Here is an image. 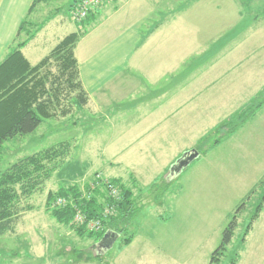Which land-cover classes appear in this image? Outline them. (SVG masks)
<instances>
[{"label":"rangeland","instance_id":"1","mask_svg":"<svg viewBox=\"0 0 264 264\" xmlns=\"http://www.w3.org/2000/svg\"><path fill=\"white\" fill-rule=\"evenodd\" d=\"M47 2L38 8L42 16L29 17L18 41L45 33V46L27 49L33 62L73 31L85 32L79 53L89 54L143 16V40L151 43L131 60L132 71L114 79L117 91L104 105L90 96L81 105L70 89L68 115L45 118L33 132L5 141L0 171L60 142L71 148L42 189L21 197L13 227L0 234V264H211L242 203L232 240L212 264H264V206L246 233L264 194V103L235 131L221 126L264 88V0H109L100 14L82 21L74 18L73 0ZM59 16L65 24L56 32ZM182 58L180 72L170 75L179 73L182 90L172 88L168 75L147 82L157 67ZM78 70L81 79L79 63ZM161 87L169 93L166 101L180 92V110L160 130L154 124L169 116L149 110L161 100ZM140 97L146 101L138 105ZM190 150L197 155L176 172ZM98 174L120 178L135 201L128 228L108 247L59 222L47 204L49 191L70 184L83 189Z\"/></svg>","mask_w":264,"mask_h":264},{"label":"trees","instance_id":"2","mask_svg":"<svg viewBox=\"0 0 264 264\" xmlns=\"http://www.w3.org/2000/svg\"><path fill=\"white\" fill-rule=\"evenodd\" d=\"M47 1L34 0L31 11L37 4ZM92 12L89 13L90 16ZM27 23L26 18L21 24V30ZM83 35H85L83 31L66 34L36 64H32L22 52L21 48L28 42L23 40L18 42L16 47L0 62V159L4 143L8 139L33 132L45 118L68 115L72 111L70 89L78 91L74 101L81 105L88 102L89 95L79 78L78 59L75 53L77 43ZM54 65L57 67L55 72L51 69ZM263 103L264 88L250 105L226 119L221 126L227 127V133L235 131L255 114ZM206 141L208 137L201 144ZM219 141L218 137L214 143L217 144ZM70 148V143L60 142L44 150L23 156L0 171V234L13 227V221L21 211L19 206L21 197L42 189L45 182L58 169L60 162L67 157ZM111 181L120 188L119 200L108 198L103 201L102 197H106L107 190L98 184L93 188L86 183L83 189L78 184H70L61 186L57 191H49L47 204L52 215L59 222L72 227L80 235L96 239H102L109 230L117 234L125 232L135 201L132 199L131 191L124 187L120 178H113ZM83 190L90 194L89 198L84 197ZM58 197L72 198L76 205L51 206ZM112 201H115L117 207L116 214L102 219V229L90 230L88 222L101 218L104 204L112 203ZM244 205L242 203L238 207L236 214L225 227L222 242L211 255V264L220 260L227 245L231 242L238 223L237 213ZM263 206L264 194L254 209L246 233L252 227L253 222L259 218ZM78 211L85 215V222H77ZM131 240L132 237H128L125 243L128 244Z\"/></svg>","mask_w":264,"mask_h":264},{"label":"crops","instance_id":"3","mask_svg":"<svg viewBox=\"0 0 264 264\" xmlns=\"http://www.w3.org/2000/svg\"><path fill=\"white\" fill-rule=\"evenodd\" d=\"M78 1L79 0H73L72 4H75ZM33 2L34 0H0V62L18 44L19 37L23 34L24 27L22 28V30L20 28L22 22L26 18H33V15L38 12L39 15L42 16V9L38 11V8L40 6H43L42 4L46 5V3H48L41 2L37 4L31 11ZM107 2H109V0ZM105 5L100 8H104ZM96 9L91 13L92 17H95L96 14H100L98 10L99 8ZM105 10H107V8H105ZM118 10L119 8L115 9L113 12H117ZM145 19L146 18L143 16L137 21H131L130 23H128L127 27L123 31H121V35L117 37V40H115V42L109 41L97 47L95 51L91 49L90 53L86 55L79 53L81 47L80 45L86 35H83L78 41L75 48V53L79 63L81 81L88 95L92 98L91 100L95 102L96 105H104L110 98H114L112 92L117 91V87L112 85L114 79L121 73L129 72L133 67L131 60L137 54H139L140 51L145 49L148 43H151V38L148 37L146 40H143L144 35H142L141 33V26ZM57 21L59 23H57L56 25V32L64 26L65 18L59 16V19ZM160 26L162 27V24L156 27L151 34L153 35L155 32H158L160 30ZM96 28L97 27H95L94 29ZM41 34L42 33L39 32L38 35L40 36L37 35V37L28 41L21 48L26 57L27 49L29 53H33V50L36 47L46 45V38L44 36H41ZM64 36L65 35L60 37L58 41ZM56 39L57 37L55 38V41ZM56 43H54L53 47L56 45ZM53 47H48V53ZM27 58L32 64H36L43 57L38 52L35 62L31 61L29 57ZM184 60L185 59L182 58L174 63H172L171 60L167 61L164 66H161V68L157 67V71H154V76L149 77V80L147 82L149 84H157L161 82L167 75L170 76L178 69H180V67L184 63ZM190 66H192V63ZM177 72H180V70ZM178 75L179 73H175L173 76H170V79L174 83V86H172V88L177 86L178 90L179 88L180 90H182V79ZM158 90L159 94H162L161 100H159L157 104L154 105L153 109L149 110V113L152 112L150 115H155L156 113L161 112L162 114L169 116V118H166L165 120H163L162 118L159 119L158 123L154 124V127L156 129L159 128L161 130V127L166 123L165 121L167 119L174 120L175 115L179 112L180 106L176 107V95L180 92L173 91L171 100L166 101L163 97L168 93L167 90H165L164 87H161ZM159 94L157 95L158 97ZM155 98L157 97H154L153 99ZM153 99L151 98V100ZM138 101L139 102L136 103L139 105L143 104L146 100L140 97Z\"/></svg>","mask_w":264,"mask_h":264},{"label":"built area","instance_id":"4","mask_svg":"<svg viewBox=\"0 0 264 264\" xmlns=\"http://www.w3.org/2000/svg\"><path fill=\"white\" fill-rule=\"evenodd\" d=\"M108 0H79L77 3L74 5V10H73V15L74 18L77 21H82L87 16L91 11H94L96 8L100 7L102 4L107 2ZM97 181V182H94ZM93 188L97 187L98 185H102L106 188L107 193L106 197H102L103 201L105 199L108 200V198H113L115 200H119L121 196V191L120 188L114 184L111 180H104V178H101V176L98 174L94 178L93 181L88 182ZM98 184V185H97ZM84 197H90V194H87V192L84 190ZM66 204H71V205H76V202L70 198L66 197H58L54 202V206H64ZM104 210L101 218L91 220L88 222V228L90 230H100L103 227V221L102 219L109 218L112 215L116 214V205L115 201H112V203H107L104 204ZM76 220L77 222H85V215H83L80 211L77 212L76 214Z\"/></svg>","mask_w":264,"mask_h":264},{"label":"water","instance_id":"5","mask_svg":"<svg viewBox=\"0 0 264 264\" xmlns=\"http://www.w3.org/2000/svg\"><path fill=\"white\" fill-rule=\"evenodd\" d=\"M197 155V152L195 151V150H190V151H188V152H186L185 154H184V156H183V158L180 160V161H178L177 163H176V165L174 166V169H175V171L176 172H179V171H181V169L187 164V163H189V161H191L192 159H194V157ZM115 236H116V233L115 232H113V231H107L105 234H104V236L102 237V239H101V244L102 243H108V245L106 246V247H108V246H110L111 244H112V242L114 241V238H115Z\"/></svg>","mask_w":264,"mask_h":264}]
</instances>
